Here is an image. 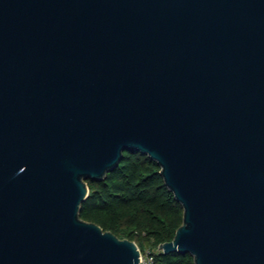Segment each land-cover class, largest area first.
Returning a JSON list of instances; mask_svg holds the SVG:
<instances>
[{"label":"water","instance_id":"95a60500","mask_svg":"<svg viewBox=\"0 0 264 264\" xmlns=\"http://www.w3.org/2000/svg\"><path fill=\"white\" fill-rule=\"evenodd\" d=\"M126 150L182 207L160 250L264 264V0H0V264H140L80 217Z\"/></svg>","mask_w":264,"mask_h":264},{"label":"trees","instance_id":"16d2710c","mask_svg":"<svg viewBox=\"0 0 264 264\" xmlns=\"http://www.w3.org/2000/svg\"><path fill=\"white\" fill-rule=\"evenodd\" d=\"M87 183L82 219L99 224L119 238L134 240L142 254L146 247L151 248V264H193L189 253H164L158 248L173 238L182 222V207L164 185L155 161L126 150L105 179Z\"/></svg>","mask_w":264,"mask_h":264},{"label":"built area","instance_id":"2783aa9c","mask_svg":"<svg viewBox=\"0 0 264 264\" xmlns=\"http://www.w3.org/2000/svg\"><path fill=\"white\" fill-rule=\"evenodd\" d=\"M141 259L142 262L140 264H151L152 263V256H150L149 252L147 254H145V256H143V254H141Z\"/></svg>","mask_w":264,"mask_h":264},{"label":"rangeland","instance_id":"374dc122","mask_svg":"<svg viewBox=\"0 0 264 264\" xmlns=\"http://www.w3.org/2000/svg\"><path fill=\"white\" fill-rule=\"evenodd\" d=\"M149 251H151V248L146 247L143 256H145V254H147Z\"/></svg>","mask_w":264,"mask_h":264}]
</instances>
